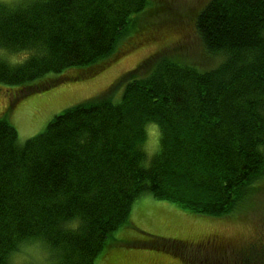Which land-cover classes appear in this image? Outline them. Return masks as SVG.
<instances>
[{
  "label": "trees",
  "instance_id": "1",
  "mask_svg": "<svg viewBox=\"0 0 264 264\" xmlns=\"http://www.w3.org/2000/svg\"><path fill=\"white\" fill-rule=\"evenodd\" d=\"M147 3L0 2V48L27 53L19 62L0 56L10 106L48 86L87 78L121 54L160 45L23 142L0 116V264L33 241L45 244L56 264H93L138 196L148 192L194 214L225 216L264 177V0L197 6L188 17L201 48L196 60L166 49L173 37L164 35L168 27H179L174 13L129 31L134 15H154L143 11ZM147 120L160 133L148 161ZM74 217L79 225L71 229ZM161 240L168 242L153 247L175 256L188 246ZM256 261L264 264L262 256Z\"/></svg>",
  "mask_w": 264,
  "mask_h": 264
},
{
  "label": "rangeland",
  "instance_id": "2",
  "mask_svg": "<svg viewBox=\"0 0 264 264\" xmlns=\"http://www.w3.org/2000/svg\"><path fill=\"white\" fill-rule=\"evenodd\" d=\"M24 1L28 0H0L8 5ZM205 1L148 0L143 11L152 10L154 15H134V19L128 24L129 31L145 25L151 19L169 18L174 13L180 20L179 27L167 26L168 31L164 35L170 33L173 37L168 39L166 49L169 53H185V57L190 56L196 60L197 57L200 58L201 48L188 17ZM161 37L162 35L157 39ZM159 46L157 43L150 44L121 54L87 78L48 86L20 98L11 106V91L0 84V116L16 128L18 140L23 142L42 131L49 120L65 108L100 94ZM26 54L24 51L0 48V56L10 62H19ZM211 64L214 61H210ZM73 73L74 71L66 74ZM53 75L49 74L51 77ZM122 89L123 85H120L114 91L115 100L120 98ZM145 142L146 138L143 148L148 161L158 148L149 154ZM157 143L159 147V136ZM251 185L256 190L238 208L228 215L215 217L191 213L173 202L153 197L146 192L133 201L127 222L107 236L93 264H200L203 256H207L212 264H255L261 256L264 259V177ZM162 238L181 240L188 246L181 247L180 254L175 256L153 247L156 242L167 244L168 241L161 240ZM215 246L223 248L224 253L217 254L213 251ZM51 255L45 244L33 241L22 244L17 251L11 253L9 261L10 264H56Z\"/></svg>",
  "mask_w": 264,
  "mask_h": 264
},
{
  "label": "clouds",
  "instance_id": "3",
  "mask_svg": "<svg viewBox=\"0 0 264 264\" xmlns=\"http://www.w3.org/2000/svg\"><path fill=\"white\" fill-rule=\"evenodd\" d=\"M143 129L146 134L145 148L146 151L149 154H151L153 151L157 150L158 148L157 137L160 134L158 124L153 120H147L143 124ZM78 225H79L78 217L72 218L67 224V226L71 229L77 228Z\"/></svg>",
  "mask_w": 264,
  "mask_h": 264
}]
</instances>
